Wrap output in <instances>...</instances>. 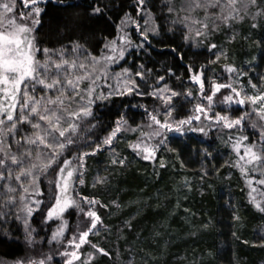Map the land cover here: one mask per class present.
<instances>
[{
    "label": "trees",
    "instance_id": "1",
    "mask_svg": "<svg viewBox=\"0 0 264 264\" xmlns=\"http://www.w3.org/2000/svg\"><path fill=\"white\" fill-rule=\"evenodd\" d=\"M40 4L42 12L34 30L35 45L56 53L66 50L65 59L80 54L72 51L76 45L81 46L84 54L100 57L104 45L117 37L126 15L139 19L136 0H43ZM181 5L182 0H146V13L151 14L158 34L149 35L143 47L127 48L125 57L110 68L111 73L127 68L134 74L142 65L145 79H137V83L145 93L153 91L158 77H164L160 85L166 84L179 93L172 100L174 108L169 118L175 121L196 114L195 105L201 102L199 85L189 79V66L193 71L206 66V92L210 82L215 81L233 83L250 96L251 84L258 87L259 76L264 77V0H256L255 5L226 24L216 21L218 26L210 28L203 37L190 34L184 24L173 23L189 15ZM169 7L174 11L169 12ZM96 8L101 11L95 12ZM23 10L17 0L15 11L19 17ZM192 15L204 19L203 13ZM127 30L132 41L139 45L141 37L134 26L129 24ZM36 59L43 62L45 56L38 52ZM53 59L59 62L58 56ZM226 66L235 68L236 73L226 72ZM37 92L44 94L39 86ZM188 92L192 93L191 97L186 95ZM227 92L222 89V93ZM253 108L250 103L221 107L223 112L235 116L249 114L238 128L227 129L202 119L180 132L165 130L162 137L166 140L158 148L156 159L144 160L131 147L138 137L132 131L117 133L112 145L94 153L93 148L102 144L121 117L127 120L128 127L140 126L150 131L145 127L149 123L146 110L159 112L163 118L166 113L161 100L150 95L95 99L91 105L93 115L81 122L73 135L74 143L66 146L61 157L75 162L83 153H89L83 156L80 169L84 183H74L73 195L99 201L94 210L103 223L96 234L89 236L90 243L79 250L82 259L94 254L90 264H264V211L252 200L255 196L264 207L261 195L264 185L255 183L264 177L259 171L243 175L235 166L238 157L232 148L236 138L241 137H248L246 144L264 145L261 136L264 121ZM201 127L203 132L189 130ZM32 131L29 125H20L14 136L8 138L12 153L20 156L25 148L34 147L26 146L22 139ZM159 139L155 138L152 143ZM120 159L124 160L123 164L113 163ZM30 160L26 157L19 167L9 162V167L21 170ZM57 171L53 165L39 182L37 198L42 203L32 217V226L37 232L33 239L37 244L27 243L18 197L14 205L6 203L10 196H16V193L7 195V189L15 187L19 192L20 185L11 181L2 186L0 211L9 214L0 218V264L42 260L50 255L49 251L51 254L57 251L48 243L54 224L51 225L52 219L46 220L48 208L54 202ZM98 177L104 182L96 183ZM253 188L257 191L253 192ZM64 217L71 223L68 238L71 232L77 231L82 218L77 209H69ZM91 245L109 255L95 252Z\"/></svg>",
    "mask_w": 264,
    "mask_h": 264
},
{
    "label": "snow or ice",
    "instance_id": "2",
    "mask_svg": "<svg viewBox=\"0 0 264 264\" xmlns=\"http://www.w3.org/2000/svg\"><path fill=\"white\" fill-rule=\"evenodd\" d=\"M20 2L21 6L28 10L26 14H19L20 20L24 21L20 24L9 19V14L14 11L16 0L0 3V180L14 179L19 182L22 178L31 177L29 187L34 190L39 175L46 173L49 168L56 165L58 171L57 179L54 181L55 193L52 197L54 202L48 208L46 220H62L63 214L69 209H78L83 217L80 224L77 225V231L68 241L72 250L61 253L67 258L66 264H74L76 261H80L81 264H90L94 254H89L85 260L78 252L82 245L90 243L89 236L96 234L98 226L103 223L94 210L99 201L87 197L76 199L73 195L74 183H84L80 169L83 167V156L89 153H83L75 162L61 159L66 146L74 143L73 135L80 128L81 122L93 115L91 105L95 103V99H108L114 95H150L161 100L166 113L163 118L159 112L151 113L146 110L149 123L145 127L150 131H145L140 126L128 127L127 120L121 117L120 120L116 121V127L104 138L102 144L93 148L94 153L101 147L112 145L117 133L132 131L138 133V137L137 142L131 147L144 160L156 159L158 148L166 140V137H162L164 130L180 132L185 125H191L194 120L199 122L202 119L223 128H238L249 115L248 113L239 118L230 119L227 115L212 111L215 106L214 98L217 94L222 93V89H227L229 94L223 95V99L219 101L220 104L246 105L250 103L254 106L255 114L261 121H264V92L255 96H247L246 94L242 96V89L238 90L233 83H216L215 81L210 82V87L206 92V66H202L196 71H193L192 67L189 66V79L192 83L199 85L198 95L201 98V103L195 105L196 115L180 120L175 125L170 122L169 118L172 116L174 108L172 100L179 93L172 91L166 84L160 85V81H164V77H158L157 85L153 91L145 93L141 91L140 85L137 83V79L141 81L145 79L146 73L142 65L140 66L141 70L134 74L127 68L121 72H110L109 66L123 59L127 48L143 47L149 35L158 34V28L153 23L151 14L146 13V0H136L139 6L137 8L139 19L136 20L126 15L125 19L121 21L117 37L104 45L103 55L96 57L91 54H84L81 46L76 45L72 51L80 54L73 59L64 58L66 50H60L59 53H56L47 48L39 49L36 47L32 33L34 27L40 23L39 17L42 9L38 5L43 0H20ZM184 4L182 10L187 11L189 15L173 23L184 24L190 34L203 37L207 36L210 28L214 29L218 26L216 21L226 24L229 20L238 18L241 10L246 11L250 5L256 4V0H184ZM210 9L214 11L210 12ZM198 10L203 11V20L194 18L192 15ZM94 11L99 13L101 9L96 8ZM172 11L174 9L169 7V12ZM129 24L134 26L135 31L141 37L139 45L135 44L128 35ZM196 25H199V28ZM211 47L216 48L217 46L211 45ZM38 52L44 54L43 62L35 58ZM81 55H83V59H81ZM53 56H58L59 62L53 59ZM219 58L217 56V60ZM225 71L234 74L237 70L231 66H226ZM102 78L109 90L106 94L101 92L98 97L94 98V93L97 87H100L99 82ZM110 79L114 80L115 83H108ZM85 82H87L85 87L81 88V84ZM38 86L40 91L44 93L43 95L37 92ZM251 87L255 89L257 85L251 84ZM49 92L53 95H49ZM209 92L211 94H208ZM186 95L191 97L192 93L188 92ZM258 103L260 108L256 109L255 105ZM20 125H29L33 130L31 135H25L22 139L27 145L34 147H30L20 156H17L11 152L8 138L14 136ZM261 127H264V124ZM189 130L204 131L202 127L199 129L189 128ZM261 136L264 138V133H261ZM157 137H161V139L153 144L152 141ZM61 138L63 139L61 140ZM247 140L248 137L236 138L235 143L232 144L233 151L238 157L235 166L239 167L245 176L249 172L259 171L261 177H264V145L258 147L256 143H244ZM16 143L19 144L20 140H16ZM26 157L31 158L27 167L23 168L19 174L13 175L9 168V162L19 167ZM113 163L123 164L124 160H114ZM75 164H78L79 167L74 166ZM253 179H249L250 186ZM103 182V178L98 177L96 180V183ZM255 183L264 185V178L256 180ZM29 187L20 184L23 195L17 192L15 188L9 187L7 189L8 193H16V196H10L6 203L14 205L18 197L19 201L24 204L21 211L26 216L31 215L34 210H38L41 204L39 200L29 202V197L33 194L29 192ZM252 191L256 192L257 189L253 188ZM261 195L264 196V193ZM252 200L257 208L264 211V207L256 200L255 196L252 197ZM8 214L0 211V218ZM67 227V222H62L53 232L52 241H59L64 236ZM91 247L95 252L109 255L108 252L96 245H91ZM50 259L51 257L48 256L42 260H18L15 264H47Z\"/></svg>",
    "mask_w": 264,
    "mask_h": 264
},
{
    "label": "rangeland",
    "instance_id": "3",
    "mask_svg": "<svg viewBox=\"0 0 264 264\" xmlns=\"http://www.w3.org/2000/svg\"><path fill=\"white\" fill-rule=\"evenodd\" d=\"M3 2H9V0H0V3H3ZM16 6H17V0H16V5H15V8H14V11H13V13H11V14H9V19H13V20H15L16 21V23L17 24H20V23H23L24 21H21L20 20V17L16 14V11H15V9H16ZM41 9H42V7H41V4H39L38 5ZM184 6H185V4H184V0H182V5H181V8H184ZM27 9H25V10H23V13L24 14H26L27 13ZM242 12L244 11V10H241ZM247 11V10H246ZM203 12L201 11V10H198L195 14H202ZM204 14V13H203ZM36 27H37V25L34 27V30L36 29ZM127 32H128V30H127ZM5 34H7V32H5ZM128 35H129V32H128ZM32 37L34 38V31H33V33H32ZM34 43H35V39H34ZM109 43V42H108ZM104 54V51H103V53H102V55ZM36 58V57H35ZM115 64H113V65H110L109 66V70H110V68L111 67H113ZM258 80H259V86L258 87H256L255 89H253L252 91H251V95L250 96H255V95H258V94H261L262 92H264V77H260L259 76V78H258ZM86 83L87 82H85V83H82L81 84V88H84L85 87V85H86ZM108 83H111V84H114L115 83V81L114 80H108ZM99 84H100V87H97V89H96V92L94 93V97H96V96H98V94H99V92L101 93V91L103 92L104 91V89H106V91L107 90H109L107 87H106V85H105V83H104V80H103V78L101 79V81L99 82ZM105 87V88H104ZM237 89L238 90H241L239 87H237ZM99 90V91H98ZM211 94V93H210ZM227 94H229V92H227V93H221V94H217V96L214 98V102H215V106L213 107V109H212V111L213 112H219L221 115H227V116H229V118L230 119H236V118H239L240 116H242V115H239V116H235V115H233V114H231L230 112H228V113H226V112H223L222 110H221V107L222 106H224V104H220L219 103V101L220 100H222L223 99V95H227ZM242 94V96L244 95L243 94V92L241 93ZM199 103H201V102H199ZM226 106H238V104H235V103H233V104H231V105H226ZM242 106V105H241ZM255 107L257 108V109H259L260 108V104L258 103L257 105H255ZM197 114V113H196ZM196 114H194V115H196ZM194 115H192V116H194ZM178 121H180V120H172V119H170V122L171 123H173V125H175V123L176 122H178ZM195 121V120H194ZM193 121V122H194ZM206 121V123L207 122H209V121H207V120H205ZM193 122H192V124H193ZM191 124V125H192ZM65 127L67 126V125H64ZM185 126H188V125H185ZM184 126V127H185ZM186 128V127H185ZM168 131V130H167ZM166 131L164 130L163 131V133H162V136H163V134L165 133ZM63 138H61V140H62ZM135 142H137V140L135 141ZM26 146H28V145H26ZM25 151H27V149L25 148ZM76 166L77 167H79V165H77L76 164ZM9 168H11V167H9ZM50 169V168H49ZM48 169V170H49ZM22 170V169H21ZM20 169L19 170H16V169H12V172H13V175H16V174H19V172L21 171ZM48 172V171H47ZM47 172L46 173H42V174H40L39 175V178H38V180H37V183H36V186H35V189L33 190V188H31V187H29V182L31 181V177H26V178H22V180L21 181H19V182H17V181H15L14 179H6V180H0V190H1V188H2V186H4V185H8L7 183H10L11 181H14V182H17V184H24V186H26V187H29V192H31V193H33L32 194V196H30L29 197V202H31V201H35V200H39V201H41L40 199H38L37 198V195H39V192H40V185H39V182H40V179L43 177V176H45V175H47ZM5 175H7V173L5 174ZM55 178V180L57 179V172L55 173V176H54ZM49 180V179H48ZM13 188H15V187H13ZM16 189V188H15ZM19 193L21 194V195H23L24 193L22 192V190L20 189V191H19ZM11 193H8L7 192V195H10ZM251 195H253V194H251ZM76 199H79V197L78 196H76L75 197ZM257 199V198H256ZM260 202V201H259ZM42 203V202H41ZM261 203V202H260ZM262 204V203H261ZM23 206H24V204L22 203V202H20V209H19V213H20V217H21V219H22V225H23V227H24V229H25V234H26V236H27V243L30 245H33V244H37L38 242L36 241V240H34L33 238L35 237V234L37 233L36 232V229H35V227H33L32 226V217L35 215V213L37 212V210H34L33 212H32V214L31 215H29V216H26V214L25 213H23L22 211H21V209L23 208ZM40 206H41V204H40ZM40 208V207H39ZM77 212H78V215H79V218H82L83 219V217H82V215L80 214V212H79V210L77 209ZM25 216H26V219H25ZM65 216V213L63 214V219L62 220H60L61 221V223L62 222H67V219L64 217ZM54 220L56 221L57 219H52V221H51V225H53L52 226V231L54 232V231H56V229L58 228V226L61 224V223H59V222H56V223H54ZM67 225H68V227H67V229H66V231H65V234H64V236L63 237H61V239L59 240V241H52V239H51V237H52V234H51V237H50V241L48 242L50 245H52V246H55L54 248L57 250L56 252H54V254H51L52 252L51 251H49L50 252V257H51V259L50 260H48L47 261V264H66V257H64L63 255H61V253H63L64 251H71L72 249L70 248V246H69V244H68V241L72 238V236H73V234L76 232H71L70 233V235H69V237L67 238V233H68V231H69V228H70V225H71V223L70 224H68V222H67ZM29 231H30V234H29ZM33 243V244H32ZM83 246V245H82ZM82 248V247H81ZM78 254L81 256V252H78ZM57 259L59 260V261H57ZM15 262L16 261H12V262H9V263H7V264H15Z\"/></svg>",
    "mask_w": 264,
    "mask_h": 264
}]
</instances>
